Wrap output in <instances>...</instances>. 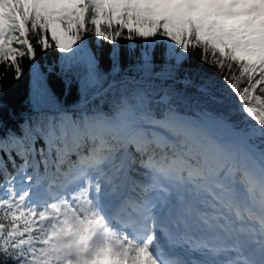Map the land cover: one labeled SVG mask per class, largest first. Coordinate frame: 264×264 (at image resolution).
I'll return each mask as SVG.
<instances>
[{
    "label": "snow or ice",
    "instance_id": "6c2138e0",
    "mask_svg": "<svg viewBox=\"0 0 264 264\" xmlns=\"http://www.w3.org/2000/svg\"><path fill=\"white\" fill-rule=\"evenodd\" d=\"M24 58L31 114L12 128L0 99V264H264V0H0V97Z\"/></svg>",
    "mask_w": 264,
    "mask_h": 264
},
{
    "label": "trees",
    "instance_id": "16d2710c",
    "mask_svg": "<svg viewBox=\"0 0 264 264\" xmlns=\"http://www.w3.org/2000/svg\"><path fill=\"white\" fill-rule=\"evenodd\" d=\"M87 38L93 44L96 43L95 37L89 35ZM100 43L103 45L102 51L104 53L102 59V69L104 71H108L111 63L108 59V53L111 49V45L104 41H100ZM119 43L121 45V67L124 71H127L128 65L132 63L133 58L128 55V42L121 40ZM189 59L190 65H186V67L190 66L193 69L197 66L206 67L199 64L198 49ZM37 64L48 77L49 88L54 97L61 104L70 107L79 102L80 95L78 92V86L75 81H72L70 84L65 82L66 77L59 71L58 53L55 49L50 50L47 54H39L37 57ZM49 67L53 68V71L49 72ZM31 68L32 66L27 58H24L22 62L23 77L20 80L12 79V70L8 69L5 79L3 80L4 92L0 99H2V102L5 105L4 119L12 128H16L17 124L21 123L31 114ZM209 71L213 70L209 69ZM3 72H5V69L3 66H0V73ZM184 75V72L180 73L181 77ZM178 87L182 86L178 85ZM190 91L195 93V89H190ZM10 114L12 115L10 116Z\"/></svg>",
    "mask_w": 264,
    "mask_h": 264
}]
</instances>
